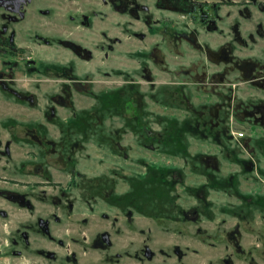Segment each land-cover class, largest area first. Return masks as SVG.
<instances>
[{
  "label": "flooded vegetation",
  "instance_id": "1",
  "mask_svg": "<svg viewBox=\"0 0 264 264\" xmlns=\"http://www.w3.org/2000/svg\"><path fill=\"white\" fill-rule=\"evenodd\" d=\"M129 52L136 80L114 78ZM82 95L87 130L103 110L120 134L131 102L137 129L164 119L230 162L117 190L72 138ZM0 264H264V0H0Z\"/></svg>",
  "mask_w": 264,
  "mask_h": 264
},
{
  "label": "rangeland",
  "instance_id": "2",
  "mask_svg": "<svg viewBox=\"0 0 264 264\" xmlns=\"http://www.w3.org/2000/svg\"><path fill=\"white\" fill-rule=\"evenodd\" d=\"M120 68L124 69L121 70ZM111 70L114 78H121V76H115L119 74L126 80H136V62L134 60V54L132 52L125 53L122 59L118 58L116 60L115 67ZM143 85H146V83ZM143 88L148 90L146 91L148 94L149 88L145 86H143ZM134 90H136V88H134ZM149 94L151 95L152 93ZM133 95H135V92L127 96L131 99ZM144 100L153 108L148 98L145 97ZM90 104L91 99L88 96L82 95L78 97L76 101V110L79 113L77 119L78 129L75 136L72 138H76L79 143L78 146H88V150L86 151L88 156L85 154V150L82 154V158L86 159L87 163L91 165L86 168L88 174L92 176L118 174L120 178L117 179V190H127L129 186H136V175L158 174L159 172L156 169H160L161 166L171 168L166 172L167 174L172 173L186 176L189 185H197L199 180L198 175L206 174V171L204 169L202 170L204 163L201 162L199 154L204 151L208 152V149L209 152H217L221 168L225 169L229 164L227 161L230 162L231 158H228L223 151L216 150L222 148L221 146H214V144L206 146L202 141L204 139L201 138L199 134L192 130L187 132L180 128L178 124L174 125L171 132H169V129L166 128L167 123L164 119L149 118L146 120L147 125H151L156 129L153 135H148L141 129H137V124H134L133 120V112L135 109L131 102L126 104L125 127L120 134H114L108 137L105 133L101 132L103 127L101 121H105L109 117L103 110H101V112L96 110L98 115H93V121H96V123L87 130L86 124L84 123L86 119L84 116H80V114L84 113V111L90 112L95 110L99 105L95 104L93 108L90 109L88 108ZM154 109H156L155 106ZM67 141L68 135L62 134L61 142ZM114 143L120 144L117 145ZM242 146V141L236 142L235 147L237 153H233L236 154L235 159L239 160L242 158ZM200 163V167H193V164L198 165ZM254 171L251 172L250 175L258 173L263 174V171L257 172L256 169ZM102 184L103 183H101V185ZM178 191L181 194L179 202L189 206L197 205L198 200L195 193L187 192L180 188H178ZM225 198L224 192H220L218 199L219 203L217 205L223 206L221 200ZM174 199L173 195L170 194L171 204L168 205H172Z\"/></svg>",
  "mask_w": 264,
  "mask_h": 264
},
{
  "label": "built area",
  "instance_id": "3",
  "mask_svg": "<svg viewBox=\"0 0 264 264\" xmlns=\"http://www.w3.org/2000/svg\"><path fill=\"white\" fill-rule=\"evenodd\" d=\"M238 135H242V133H238Z\"/></svg>",
  "mask_w": 264,
  "mask_h": 264
}]
</instances>
